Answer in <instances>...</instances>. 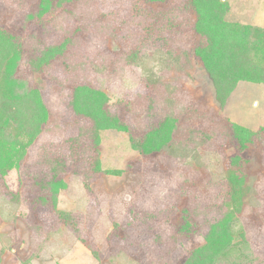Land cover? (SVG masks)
<instances>
[{
  "label": "rangeland",
  "instance_id": "1",
  "mask_svg": "<svg viewBox=\"0 0 264 264\" xmlns=\"http://www.w3.org/2000/svg\"><path fill=\"white\" fill-rule=\"evenodd\" d=\"M34 1L0 0V17L26 59L66 41L39 78L21 68L46 101L53 119L49 132L55 135L44 131L19 168L0 177V264H182L203 244L208 225L226 212L228 188L218 179L230 168L249 190L234 231H243L258 264L264 263V84L239 82L220 102L213 79L193 54L165 56L157 49L119 71L124 62L112 50L131 51L146 36V21L133 17L135 0H74L57 7L48 21L26 22ZM220 2L227 7L226 23L264 29V0ZM177 4L180 0L170 1L171 8ZM129 18L134 24L127 26ZM95 22L108 28L102 29L104 37L88 34ZM174 27L168 23L167 32ZM166 33L152 31L160 49H166L161 39ZM104 38L110 44L100 49ZM144 77L160 87L154 90ZM81 85L103 90L109 112L135 136L171 114L179 121L172 140L143 155L131 148L129 134L107 130L99 133L94 150L89 135L81 133L89 121L73 122L67 105L73 87ZM233 125L257 133L244 149ZM69 138L79 141L69 145ZM49 140L55 143L51 152L37 151ZM236 156L240 159L232 165ZM50 181L63 185L54 201L46 187ZM233 238L237 242V234Z\"/></svg>",
  "mask_w": 264,
  "mask_h": 264
},
{
  "label": "trees",
  "instance_id": "2",
  "mask_svg": "<svg viewBox=\"0 0 264 264\" xmlns=\"http://www.w3.org/2000/svg\"><path fill=\"white\" fill-rule=\"evenodd\" d=\"M73 1L35 0V10L32 13L28 12L25 20L26 22L48 21L57 7ZM170 1L172 0H135L133 2V17H138L142 22L147 23L143 27L146 36L134 45L133 50L125 53L122 49L119 55L109 45L110 51L112 50L125 64L119 66V71L124 66L132 68L135 65L133 62L135 57H141L150 51L155 53L157 49L156 52L165 56L174 55L177 52V57L187 58L193 54L198 61V66L208 72L213 79L216 96L220 102L226 99L239 82L264 84V29L226 23L223 16L227 7L220 0H180L181 4L173 8L170 7ZM82 3L89 6L88 2ZM138 4L142 7L137 6ZM4 21L0 17V177L19 168L27 150L44 131L50 138L55 135L54 131L49 132L53 119L46 101L38 88L29 85L28 79L22 75L21 68L27 66L30 77L34 75L39 78V70L61 54L66 42L45 46L37 56L26 59L23 46ZM97 22L103 23L101 20ZM168 23L175 27L167 32ZM131 24H134L133 18H129L125 23L127 26ZM119 27L121 29V26ZM104 28L108 29L106 26L101 28L95 22V25L90 26L88 34L97 33L102 38L105 36ZM155 30L158 33L167 32L161 38L164 39L163 43H167L163 45L166 49L158 48L155 41L151 39L152 31ZM111 33L116 34L115 31ZM199 38H202L201 44ZM97 42L95 41V44ZM106 42L109 43L104 38L103 44L99 42L97 47L101 49ZM117 57L110 60L114 63L115 69ZM112 68L110 74L113 75L116 71ZM142 80L153 85L154 90L160 87L154 79L144 77ZM59 96L61 100V93ZM108 102L103 90L100 91L88 85L74 86L67 102L73 122L89 121V127L81 130V133L84 131L87 136L89 135L94 150L99 143V133L107 130L129 134L131 148L143 155L161 151L172 140L174 129L178 127L179 121L171 114H164V118L157 125L141 136H135L129 132L124 123L109 112ZM232 132L239 149L250 145L257 135L238 125L232 126ZM257 137L259 138V135ZM77 141L79 139L69 138L66 143L70 145ZM54 147V141L49 140L43 147L38 146L37 151L49 153ZM239 159L238 156L233 157L232 165H236ZM49 162L52 163L50 160ZM92 169L95 172L100 170L97 156L93 158ZM218 180L224 181L228 188V197L223 202L226 212L220 219L208 225L203 244L194 249L182 264H258L259 260L249 249V243L243 231L240 229L235 232L233 228L239 218L236 215L243 206L244 197L249 192L245 178L239 176L235 169L230 168ZM61 185L59 181H50L46 185L52 193L53 201ZM186 227L185 224L182 228ZM235 234L238 239L234 243Z\"/></svg>",
  "mask_w": 264,
  "mask_h": 264
}]
</instances>
